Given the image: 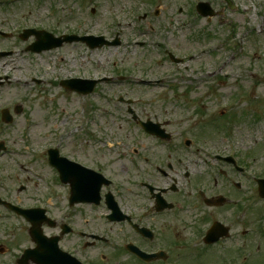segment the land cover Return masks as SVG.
<instances>
[{
	"label": "rangeland",
	"instance_id": "obj_1",
	"mask_svg": "<svg viewBox=\"0 0 264 264\" xmlns=\"http://www.w3.org/2000/svg\"><path fill=\"white\" fill-rule=\"evenodd\" d=\"M200 1L220 15L211 22L201 18L195 10ZM231 1L233 9L224 0H0V32L8 35L0 36V52H13L0 57V66L10 63V69L0 68V111L22 107L18 115L11 110L13 123L2 125L0 142L8 150L0 164L18 184L29 179L32 204L56 187L42 166L47 149L68 153L142 137L131 123L130 104L121 99L132 100L136 112L145 107L165 114L205 147L237 153L257 178L264 177V0ZM24 30L117 37L120 45L90 50L73 43L32 54L26 48L35 38L22 40ZM165 50L183 62L173 63ZM74 78L112 80L82 96L60 86ZM8 79L19 84L8 85ZM9 227H0V248L9 250L0 254V264H15L33 245Z\"/></svg>",
	"mask_w": 264,
	"mask_h": 264
},
{
	"label": "flooded vegetation",
	"instance_id": "obj_2",
	"mask_svg": "<svg viewBox=\"0 0 264 264\" xmlns=\"http://www.w3.org/2000/svg\"><path fill=\"white\" fill-rule=\"evenodd\" d=\"M120 101L130 104L138 141L68 153L57 147L59 158L72 163L58 160V168L45 153L42 166L64 196L57 191L32 204L29 179L18 184L0 164V227L30 240L25 212L43 210L35 217L43 235L59 238L60 250L83 264H264V200L251 168L237 154L186 142L165 114L137 107L138 115L132 100ZM152 124L161 135L147 132Z\"/></svg>",
	"mask_w": 264,
	"mask_h": 264
},
{
	"label": "water",
	"instance_id": "obj_3",
	"mask_svg": "<svg viewBox=\"0 0 264 264\" xmlns=\"http://www.w3.org/2000/svg\"><path fill=\"white\" fill-rule=\"evenodd\" d=\"M199 7H200V11L199 12L203 16H211V17H213V16L216 15L213 11L210 10V6L208 4H201V5H199ZM45 36L46 37H51V36H48L47 34H43V33L38 34L39 40L32 47L33 51L41 52L43 50H49V49H53V48L62 46L63 41L61 39L52 40V37H51V40L50 39L45 40ZM74 40H81V41L87 42L92 49L101 48L102 46L108 44L105 41V39L102 38V37L101 38L90 37V38H81V39H77V38H69V39H67L68 42H72ZM79 83H81V81H72V82H68V83H65V84H66V86L71 87L72 89H75L77 91H88V92L92 91L93 86L95 85V82H92V83H90L91 86L89 87V89L83 90L81 87H78ZM85 83H87V82H85ZM41 262L43 264H59L58 263L59 262L58 258H57V262H56L55 259H47V260L42 259Z\"/></svg>",
	"mask_w": 264,
	"mask_h": 264
},
{
	"label": "bare ground",
	"instance_id": "obj_4",
	"mask_svg": "<svg viewBox=\"0 0 264 264\" xmlns=\"http://www.w3.org/2000/svg\"><path fill=\"white\" fill-rule=\"evenodd\" d=\"M13 56H14V55H13ZM0 68H1V69H10V63H5V64L1 65ZM6 71H7V70H5L4 72H6ZM0 73H1V71H0ZM7 78H8V75H7ZM12 82H15V83L19 84L18 81H9V79L7 80V84H8V85H11ZM34 128H35V129H36V128L41 129V126H40V125H36L35 127H33V129H34Z\"/></svg>",
	"mask_w": 264,
	"mask_h": 264
}]
</instances>
